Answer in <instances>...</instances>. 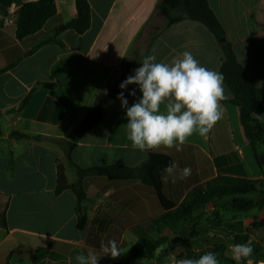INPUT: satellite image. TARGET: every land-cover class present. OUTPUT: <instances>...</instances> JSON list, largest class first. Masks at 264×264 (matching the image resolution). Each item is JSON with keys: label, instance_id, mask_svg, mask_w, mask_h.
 Wrapping results in <instances>:
<instances>
[{"label": "crops", "instance_id": "0c3cea01", "mask_svg": "<svg viewBox=\"0 0 264 264\" xmlns=\"http://www.w3.org/2000/svg\"><path fill=\"white\" fill-rule=\"evenodd\" d=\"M28 1L34 0H0V264H71L77 254L94 247L99 250V244L110 239L124 251L117 259L125 261L138 233L157 238L166 231L169 240L158 252L165 259L175 237L181 239L169 235L174 234L175 224L159 232L149 227L150 220L164 210L153 188L139 179L84 177L85 221L78 227L73 192L56 191L58 163L63 164L69 183L76 180L65 158L64 140L94 100L118 78L130 75L148 55L170 62L187 50L218 72L224 60L221 43H228L251 82L264 87V0H206L223 28V40L196 20L183 18L168 24L157 10L160 0H87L89 27L84 32L65 29L57 35L61 44L39 46L75 16V0H53L55 13L40 29L18 38L16 25L7 20ZM223 87V118L206 136L194 134L181 151L155 150L169 155L180 168L191 169L188 178L174 184L161 175L162 191L176 205L194 186L211 180L219 185L258 181L256 187L264 189V169L243 134L232 93ZM128 100L131 105L134 98ZM253 117L264 122V90ZM126 122L117 99L76 142L71 160L81 168L133 167L145 161L150 151L130 146ZM12 132L40 137H18ZM250 196L259 198L257 192ZM226 202L228 198L216 200L215 205L209 202L199 213L208 214L223 232L225 254L239 241L236 236H246L245 242L258 249L250 258L252 264L264 263V226L257 225L264 220V206L235 211L222 207ZM183 241L186 251L190 240L184 236Z\"/></svg>", "mask_w": 264, "mask_h": 264}, {"label": "trees", "instance_id": "16d2710c", "mask_svg": "<svg viewBox=\"0 0 264 264\" xmlns=\"http://www.w3.org/2000/svg\"><path fill=\"white\" fill-rule=\"evenodd\" d=\"M75 9V16L56 27L53 37L40 42L38 46L45 42L61 44L57 35L65 29H73L77 33L84 32L89 27L90 7L88 1L75 0ZM157 10L167 19L168 24L183 18L192 19L205 25L218 39L224 34L221 24L209 8L206 0H160L157 4ZM55 11L56 6L53 0H34L23 3L18 9L16 18V36L22 38L37 31ZM173 11H178V14L172 15ZM221 45L224 52V60L218 72L223 75V84L232 93L231 102L239 108V120L242 131L252 148L257 164L264 169V122L253 117V112L258 106L259 97L264 87H257L251 82L245 69L236 60L228 43H221ZM122 80L124 79L118 78L111 86L105 89L91 104L81 123L67 133L64 140V154L67 163L75 171L76 180L69 183L63 164L58 163L56 166V191L60 192L63 189H70L73 192L76 201L75 211L77 212L78 227L82 228L85 221L84 203L86 201V193L82 183L84 177L104 175L111 180L139 179L153 188L164 210L159 216L150 220L149 227L151 229H156L159 232L161 227H172V224L191 228V232L187 234L190 243H187L186 251L177 256V259H194L205 252L212 251L217 254L220 264H236L225 254V244L219 234L207 236V233L199 229V224L205 222L206 219L195 217V214L209 202L215 205L216 200L223 198H228V202L222 207L235 211H248L254 207L264 206V189L256 187L258 181L238 180L227 185H219L216 180H211L194 186L187 198L176 205L162 191V169L165 165L172 162L170 156L165 153L150 151L145 161L133 167L114 164L81 168L71 160L70 152L76 142L85 132L101 120L106 109L117 100V94L121 91L118 85ZM48 85L53 86L54 84L50 83ZM26 100L25 98L19 107L23 106ZM12 134L18 137L34 139L40 137L29 136L19 132H12ZM260 147H262L261 150L259 149ZM252 192H257L259 198L253 200L250 196ZM238 223H241V221L239 220ZM257 225L264 226V220ZM229 233V231H226L224 235L227 236ZM236 239L245 243L246 236H236ZM198 240L204 243L203 246L193 247L194 245H199L197 243ZM167 241V238L163 236L153 238L148 233H138L137 240L130 245L125 261H121L117 257L103 256L99 260V264H128V261L164 264V258L158 252ZM257 251L258 249L253 247L252 255L256 254ZM71 264H75V259L72 260ZM241 264H246V262L241 261Z\"/></svg>", "mask_w": 264, "mask_h": 264}, {"label": "clouds", "instance_id": "9594fccd", "mask_svg": "<svg viewBox=\"0 0 264 264\" xmlns=\"http://www.w3.org/2000/svg\"><path fill=\"white\" fill-rule=\"evenodd\" d=\"M118 87L121 91L116 98L127 120L126 139L140 152L160 148L181 151L190 137L206 136L223 118V75L201 64L187 50L170 62H158L154 54L145 56ZM128 97L134 98L131 105ZM162 173L164 181L174 184L188 178L191 169L180 168L172 161L164 166ZM99 245V250L94 247L77 254L75 264H99L103 256L116 258L124 252L116 240L102 241ZM252 254L253 246L249 242L235 243L226 253L236 264L241 261L252 264L249 259ZM164 264H220V261L215 252L208 251L194 259H177L169 254Z\"/></svg>", "mask_w": 264, "mask_h": 264}, {"label": "rangeland", "instance_id": "374dc122", "mask_svg": "<svg viewBox=\"0 0 264 264\" xmlns=\"http://www.w3.org/2000/svg\"><path fill=\"white\" fill-rule=\"evenodd\" d=\"M205 214H201V213H199V211L195 214V217L200 216L199 218L206 219V221L203 222V225L200 226V224L202 222L199 224V229H201L202 232L207 233V236H211V234H219V235L223 234V232L216 227L217 225L215 224L216 222H213V220H212L213 218L211 219L208 214H207L208 216ZM174 228H175L174 234H173V232H171V233H169V235H171V236L177 235V237H179L181 239V241L175 237V239H176L175 242L171 243V248L167 249L166 253L168 252V253L175 255L177 257L180 254H183L185 252L183 240H184V236L187 237L188 236L187 234L191 232V228H187L186 226H182V225H178V224H175ZM182 231H184V232H182ZM166 234H167V232L164 231L159 236L166 237ZM166 238H167V240H169L168 237H166ZM197 243H199V245H194L193 247H200V245L203 246V244H204L200 240H198ZM138 264H141V262H138ZM142 264H148V263L146 261H143Z\"/></svg>", "mask_w": 264, "mask_h": 264}, {"label": "built area", "instance_id": "2783aa9c", "mask_svg": "<svg viewBox=\"0 0 264 264\" xmlns=\"http://www.w3.org/2000/svg\"><path fill=\"white\" fill-rule=\"evenodd\" d=\"M16 18H17V14H14V15L10 16L7 21L9 23L15 24L16 23ZM256 264H264V263L263 262H256Z\"/></svg>", "mask_w": 264, "mask_h": 264}, {"label": "water", "instance_id": "95a60500", "mask_svg": "<svg viewBox=\"0 0 264 264\" xmlns=\"http://www.w3.org/2000/svg\"><path fill=\"white\" fill-rule=\"evenodd\" d=\"M224 38H221V40H223ZM237 243H241L240 241H238Z\"/></svg>", "mask_w": 264, "mask_h": 264}]
</instances>
